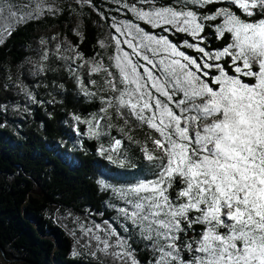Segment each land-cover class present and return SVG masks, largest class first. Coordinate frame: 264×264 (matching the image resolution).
<instances>
[{
    "label": "snow or ice",
    "instance_id": "1",
    "mask_svg": "<svg viewBox=\"0 0 264 264\" xmlns=\"http://www.w3.org/2000/svg\"><path fill=\"white\" fill-rule=\"evenodd\" d=\"M227 2L232 7L212 11L202 8L217 0H115L130 16L109 25L117 34L111 63L78 56L91 75L103 74L106 94L91 118L73 119L89 138H106L98 152L113 164L136 167L129 157L136 152L146 162L134 183L97 184L122 202L108 206L150 259L141 261L133 237L104 221L80 226L95 241L96 264H264V0ZM31 16L2 0L0 20L8 23L0 32L11 35L13 23ZM206 29L221 47L207 48ZM77 82L84 96H97L87 88L96 80Z\"/></svg>",
    "mask_w": 264,
    "mask_h": 264
},
{
    "label": "trees",
    "instance_id": "2",
    "mask_svg": "<svg viewBox=\"0 0 264 264\" xmlns=\"http://www.w3.org/2000/svg\"><path fill=\"white\" fill-rule=\"evenodd\" d=\"M221 6L207 5L202 10ZM66 26L63 16L28 21L15 27L0 45V252L8 264H96L71 255V242L50 211L60 206L111 216L104 207L107 195L97 184L108 169L98 152L100 145L89 137L76 141L65 121L73 111L89 117L99 104L77 99L74 78L55 67L58 46L48 35L60 29L65 45L91 59L99 51V34L90 21L85 22L80 37ZM206 31L207 48L221 47L223 41L216 40L211 29ZM169 38L178 42L186 37L174 34ZM29 96L38 103L32 106L30 118L20 120L15 133L7 124V107ZM35 187L38 194H34ZM135 247L141 261L149 259L140 245Z\"/></svg>",
    "mask_w": 264,
    "mask_h": 264
},
{
    "label": "rangeland",
    "instance_id": "3",
    "mask_svg": "<svg viewBox=\"0 0 264 264\" xmlns=\"http://www.w3.org/2000/svg\"><path fill=\"white\" fill-rule=\"evenodd\" d=\"M2 2V0H0ZM127 2V0H126ZM11 3L16 5L19 8L20 13L24 15H28L32 13V16L25 21L20 23H13L12 30L28 21L41 19L44 17H60L63 16L67 18V26L70 31L80 37L83 32V27L86 21H90L98 30V48L99 51L97 55L91 59H85L91 62L92 60H103L105 65L110 64L108 57L115 54V45L114 41H112L111 36L117 35L114 33V30L109 27L112 22V18L115 17L118 20L125 19L130 16V13H127L125 9L120 7L115 3V0H92L91 4H85L82 0H11ZM27 4V7H25ZM215 4H222L221 7H232L227 0H217ZM43 5L42 9L39 10L37 14V6ZM49 5L51 6V11L49 10ZM95 5V7H93ZM4 7H7V4H3ZM207 5H204L205 8ZM199 7V6H196ZM119 8V11L117 9ZM202 8V9H203ZM220 8V7H219ZM211 14V13H209ZM7 13H5V16ZM107 16V19L104 18ZM3 24H7V20H0ZM138 23V22H137ZM62 31L60 29H52L49 31L48 35L50 39L58 46L57 58L55 59V67L60 71L62 75L72 77L76 83L77 89V99H81L83 103H88L92 101H96L99 104V108L102 106L99 100V96H103L106 93L101 90V84L103 83V74L100 75H91L88 71L87 66L84 65V60L78 58L79 54L72 48L65 45L61 40ZM8 34L6 32H0V41L3 44L7 38ZM103 41L106 45L105 48L100 47V42ZM204 46V45H202ZM124 50L130 51L127 49V46L124 45ZM183 50V49H182ZM207 50V49H206ZM194 52L193 50H190ZM195 53V52H194ZM193 56H199L198 53H195ZM112 70V69H110ZM77 77L84 80L94 79L97 81L96 85L88 84L87 88L90 92H96L97 96L95 97H86L83 95L81 91L80 85L77 82ZM36 99L31 96L25 98H20L19 101L11 102L7 107V124L10 128L17 133L18 124L21 119H25L26 116L30 118L32 116V106L37 104ZM98 112V111H97ZM96 112V113H97ZM74 115H80L78 112H70L66 117V125L71 129V132L76 137V141L80 140L82 137H89L87 133V125L80 124L73 119ZM81 116V115H80ZM89 117L84 118H91ZM103 123V121L101 122ZM114 123H119V121H114ZM113 135L120 138V134L113 129ZM139 137V133H136ZM105 137H101L100 140H97L99 145L101 142L105 141ZM75 141V142H76ZM140 155L138 152L129 153L130 161L136 165L134 168L128 167H119L116 164H113L105 157L101 156L106 163L108 164V169L103 171L98 180L103 179L106 183L112 184L114 187H123L128 184L134 183L137 178H142L138 176L139 170L146 162H142L138 165L136 163L135 156ZM7 181H11L12 177H7ZM97 180V181H98ZM100 188V187H99ZM100 190L107 195V199L105 202V211L110 213L109 218H103L102 214H94L88 210L75 211L70 208L54 206L51 208L50 216L54 223L59 226L66 236L69 238L72 245V252L75 249L80 253V256L77 258H83L90 260L96 263L97 258L91 257L89 255V249L92 248V245L95 244V241L90 240L89 238L82 235L81 225L85 227H91L93 224H101L104 227V221H108V223L117 230L118 233L124 236L131 235L133 240L130 241L132 243L133 249H135V254L139 258V250L135 247L137 244L141 246L143 251H146L148 254L150 253V249H145L143 246V242L137 237L136 233L131 229L128 233L123 231V226L118 218L114 209L110 208L108 205L110 203H116L118 205L122 204L121 201H117L114 199L111 190L108 192ZM39 189L35 187L34 194H38ZM95 232L96 230L93 229ZM72 232H75L76 235H72ZM99 234V233H98ZM80 240V244H77V240ZM71 252V255H72ZM73 256V255H72ZM74 257V256H73ZM140 259V258H139ZM150 259V255H149ZM0 264H8L5 262L2 253L0 252Z\"/></svg>",
    "mask_w": 264,
    "mask_h": 264
}]
</instances>
